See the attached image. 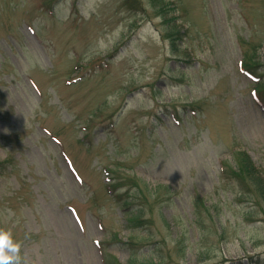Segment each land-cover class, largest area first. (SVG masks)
<instances>
[{
  "label": "rangeland",
  "instance_id": "1",
  "mask_svg": "<svg viewBox=\"0 0 264 264\" xmlns=\"http://www.w3.org/2000/svg\"><path fill=\"white\" fill-rule=\"evenodd\" d=\"M135 1L0 0V228L28 264H264V0Z\"/></svg>",
  "mask_w": 264,
  "mask_h": 264
},
{
  "label": "clouds",
  "instance_id": "2",
  "mask_svg": "<svg viewBox=\"0 0 264 264\" xmlns=\"http://www.w3.org/2000/svg\"><path fill=\"white\" fill-rule=\"evenodd\" d=\"M0 264H28L22 255V243L16 240L11 230L0 228Z\"/></svg>",
  "mask_w": 264,
  "mask_h": 264
},
{
  "label": "trees",
  "instance_id": "3",
  "mask_svg": "<svg viewBox=\"0 0 264 264\" xmlns=\"http://www.w3.org/2000/svg\"><path fill=\"white\" fill-rule=\"evenodd\" d=\"M152 1H155V0H152ZM129 6H131V7H135L136 6V1L135 0H127V2H126ZM160 4V0H157V1H155V3L153 4V6H154V8L156 9V15H161V16H163L164 15V13H166V12H161V10L160 9H158V7H157V5H155V4ZM165 8V7H164ZM164 18H166L165 16H163ZM171 20H174L173 18H171ZM166 21H167V19H166ZM164 24H166L165 22H164ZM167 25V31L168 30H170L171 28H174L175 29V25H174V23L173 24H170L169 22H168V24H166ZM249 59H251L252 60V57H250L249 56ZM246 64V63H245ZM247 68H249V67H247ZM250 69V68H249ZM248 158V157H247ZM247 158H246V160L244 159V161H242V163L240 164V166L238 167L239 169L241 168V172L242 173H244L245 175H246V177H251L255 172H254V170L256 171V168L254 167V165H253V163L250 161V158L247 160ZM259 188V187H258ZM259 190V192L262 194V196L264 197V186H260V188L258 189ZM139 211V210H138ZM137 215H138V213L137 212H134L133 213V217H137Z\"/></svg>",
  "mask_w": 264,
  "mask_h": 264
}]
</instances>
